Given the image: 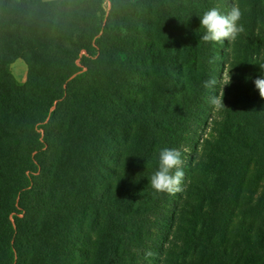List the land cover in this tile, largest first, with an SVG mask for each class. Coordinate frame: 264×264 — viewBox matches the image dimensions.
<instances>
[{
	"label": "trees",
	"instance_id": "1",
	"mask_svg": "<svg viewBox=\"0 0 264 264\" xmlns=\"http://www.w3.org/2000/svg\"><path fill=\"white\" fill-rule=\"evenodd\" d=\"M233 6L243 65L201 148L217 180L182 228V206L149 181L163 148L184 163L198 150L204 83L228 42L203 41L200 17ZM262 75L264 0H0V264H264ZM102 90L112 97L96 111ZM251 176L253 219L233 239Z\"/></svg>",
	"mask_w": 264,
	"mask_h": 264
},
{
	"label": "rangeland",
	"instance_id": "2",
	"mask_svg": "<svg viewBox=\"0 0 264 264\" xmlns=\"http://www.w3.org/2000/svg\"><path fill=\"white\" fill-rule=\"evenodd\" d=\"M107 8L109 9V5L107 6ZM227 41V44H223L221 46V65L219 68L215 69L216 73L212 75V79L216 80V84L215 86L210 88L209 95L207 96L209 98L204 105V111L202 112L203 116L201 117L199 125L197 127V143H199L198 150L189 149V156L185 157V166H188L191 163L190 160L192 158H195L196 160L193 163H195L199 171H193L191 173V178L187 182V184H181V191L177 192L174 195L175 206H182V209L179 211V215L176 220V225L181 226L182 228H189L191 226V224L193 223V221H191L190 215L192 209L194 207L201 208L204 205L206 200L204 196L207 192V186L217 180V176L211 174L209 166L208 164H206V160L201 158V148L203 146V143H207V140H214V137H217V132L215 130L222 128V126L220 125L222 122L221 110L214 109L213 105L210 102L211 98L214 96L223 95V102L226 106L228 105V102L232 99V96L228 95V89L231 87L233 79L232 68L233 66H236V64L239 66L243 65L240 46L235 40ZM11 69L17 81L21 84H24L27 80L28 75V66L26 62L23 59L19 58L11 64ZM229 75L231 76V82L225 85L223 88V84L227 82V78L229 77ZM91 95L96 111H103L109 106L112 95L108 91H92ZM250 179L251 182L243 192L245 195L244 200L242 202L240 210L238 211V214L241 215V219L235 224L233 228V239H236L235 236L239 233H241L242 235V225H247L253 219V200L256 197V186L254 182L255 177L251 176ZM171 233H174V231H167L168 235H170ZM162 237L163 234L160 233L158 235V238H154L150 242V244L160 245ZM158 252L159 251L153 254L155 255L154 257H158Z\"/></svg>",
	"mask_w": 264,
	"mask_h": 264
},
{
	"label": "clouds",
	"instance_id": "3",
	"mask_svg": "<svg viewBox=\"0 0 264 264\" xmlns=\"http://www.w3.org/2000/svg\"><path fill=\"white\" fill-rule=\"evenodd\" d=\"M242 11L238 6H233L227 14H221L219 8L213 7L204 12L200 17V27L205 32L201 39L205 42L222 43L226 40H235L241 33L245 31L243 24L239 21L242 18ZM231 82V76L227 78L225 85ZM216 80L211 79L205 81L204 86L211 88L215 86ZM255 88L258 89L259 95L264 99V75L255 79ZM211 104L215 110L225 109L222 96H214L211 98ZM182 153L179 149L163 148L159 152V166L150 177V186L155 193H167L175 195L181 191V184L185 177L183 170Z\"/></svg>",
	"mask_w": 264,
	"mask_h": 264
},
{
	"label": "crops",
	"instance_id": "4",
	"mask_svg": "<svg viewBox=\"0 0 264 264\" xmlns=\"http://www.w3.org/2000/svg\"><path fill=\"white\" fill-rule=\"evenodd\" d=\"M46 1H48V0H46Z\"/></svg>",
	"mask_w": 264,
	"mask_h": 264
}]
</instances>
